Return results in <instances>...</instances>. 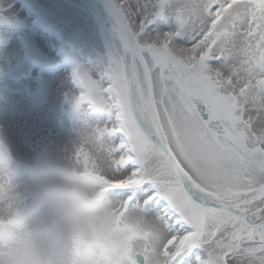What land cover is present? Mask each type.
<instances>
[{
  "label": "snow or ice",
  "instance_id": "snow-or-ice-1",
  "mask_svg": "<svg viewBox=\"0 0 264 264\" xmlns=\"http://www.w3.org/2000/svg\"><path fill=\"white\" fill-rule=\"evenodd\" d=\"M106 6L101 70L77 64L72 100L108 118L73 158L123 235L84 242L85 264H264V0Z\"/></svg>",
  "mask_w": 264,
  "mask_h": 264
},
{
  "label": "rangeland",
  "instance_id": "rangeland-1",
  "mask_svg": "<svg viewBox=\"0 0 264 264\" xmlns=\"http://www.w3.org/2000/svg\"><path fill=\"white\" fill-rule=\"evenodd\" d=\"M7 2L5 9H16L5 11L0 25V128L10 160L18 165L45 146L74 153L80 137L108 116L87 104L74 107L72 98L82 90L73 73L77 64L94 75L101 70L110 33L90 0ZM50 76L62 78L66 87L53 96L44 82Z\"/></svg>",
  "mask_w": 264,
  "mask_h": 264
},
{
  "label": "clouds",
  "instance_id": "clouds-1",
  "mask_svg": "<svg viewBox=\"0 0 264 264\" xmlns=\"http://www.w3.org/2000/svg\"><path fill=\"white\" fill-rule=\"evenodd\" d=\"M5 11L0 6V25ZM118 219L112 198L81 174L73 153L45 146L18 165L10 157L0 163V264H85L84 242L122 239ZM128 221L151 224L134 212Z\"/></svg>",
  "mask_w": 264,
  "mask_h": 264
},
{
  "label": "bare ground",
  "instance_id": "bare-ground-1",
  "mask_svg": "<svg viewBox=\"0 0 264 264\" xmlns=\"http://www.w3.org/2000/svg\"><path fill=\"white\" fill-rule=\"evenodd\" d=\"M7 1L8 0H1L0 1V6L1 5L2 6L3 5H6V3H8ZM99 7H100L101 12L107 14L109 16V18H110V15L106 11V6L102 2L99 3ZM15 9H16V7H14V8H7L6 9V12L7 13H10V12H13ZM110 20H111V18H110ZM34 39L36 40V44H37V46L39 48H45L43 46L44 44H43L42 40L40 39V37L34 36ZM44 82L46 83L45 86L47 85V88L50 90L49 93L51 94V96L56 95L59 91H62V90H64L66 88L65 85H64L65 84V81H63L62 78H59V76H56V77H51V76L50 77H47L44 80ZM1 110L3 112H5L6 114H9L10 113L9 111H6L5 108H3V107L1 108ZM22 113L25 114L26 113V109H23L22 110ZM7 128H9V127L7 126ZM10 135L11 134L8 133V137L7 138H10Z\"/></svg>",
  "mask_w": 264,
  "mask_h": 264
},
{
  "label": "water",
  "instance_id": "water-1",
  "mask_svg": "<svg viewBox=\"0 0 264 264\" xmlns=\"http://www.w3.org/2000/svg\"><path fill=\"white\" fill-rule=\"evenodd\" d=\"M92 2L94 4V7L97 10V13L99 15V18H100L103 26L106 27L110 31V33H111V31H112V22L108 19L107 16H105L104 14H102L101 11L99 10L98 0H92Z\"/></svg>",
  "mask_w": 264,
  "mask_h": 264
}]
</instances>
